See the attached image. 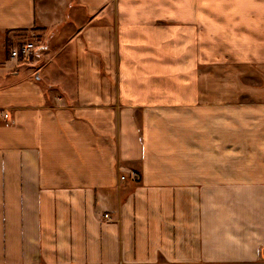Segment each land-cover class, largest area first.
Listing matches in <instances>:
<instances>
[{
	"label": "crops",
	"instance_id": "0c3cea01",
	"mask_svg": "<svg viewBox=\"0 0 264 264\" xmlns=\"http://www.w3.org/2000/svg\"><path fill=\"white\" fill-rule=\"evenodd\" d=\"M262 248L264 0H0V264Z\"/></svg>",
	"mask_w": 264,
	"mask_h": 264
},
{
	"label": "built area",
	"instance_id": "2783aa9c",
	"mask_svg": "<svg viewBox=\"0 0 264 264\" xmlns=\"http://www.w3.org/2000/svg\"><path fill=\"white\" fill-rule=\"evenodd\" d=\"M34 43L32 41H25L17 47H14L10 51L11 57L21 58L24 61H27L31 55V52L34 50ZM2 116L6 120H10V114L8 111L1 112ZM131 177L134 180L138 179V174L136 172H131ZM104 217H108V214H104Z\"/></svg>",
	"mask_w": 264,
	"mask_h": 264
},
{
	"label": "rangeland",
	"instance_id": "374dc122",
	"mask_svg": "<svg viewBox=\"0 0 264 264\" xmlns=\"http://www.w3.org/2000/svg\"><path fill=\"white\" fill-rule=\"evenodd\" d=\"M28 36L30 37L31 40H33V41L36 40L35 36H32V35H28ZM121 178H124V177L121 176ZM261 252H262V254L264 253V248H262ZM260 257H261V259L255 263H253V264H264V255H261ZM250 264H252V263H250Z\"/></svg>",
	"mask_w": 264,
	"mask_h": 264
}]
</instances>
